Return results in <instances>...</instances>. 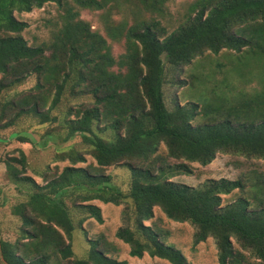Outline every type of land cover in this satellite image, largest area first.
Listing matches in <instances>:
<instances>
[{
    "label": "trees",
    "instance_id": "16d2710c",
    "mask_svg": "<svg viewBox=\"0 0 264 264\" xmlns=\"http://www.w3.org/2000/svg\"><path fill=\"white\" fill-rule=\"evenodd\" d=\"M69 1L80 10L101 12L106 37L82 20ZM69 1L0 0V95L34 74L35 93L14 103L19 108L15 117L41 115V124L49 121V111H40L48 102L46 91L53 92L47 110L59 104L68 83L72 95L92 96L90 106L73 111L74 118L62 124L68 130L64 140L80 134L96 164L75 167L86 161L84 155L61 153L59 160L70 165L51 178L39 176L45 182L39 186L25 175L22 151L5 160L9 179L36 191L12 209L21 219L22 236L14 242L0 240L2 264H127L108 257L100 240L90 241L86 258L70 260L75 226L66 202L85 214L81 226L87 218L102 222L99 207L87 204L94 200L130 201L115 237L128 245L132 258L148 255L189 264L167 243L168 230L145 224L158 207L167 219L194 227L193 246L212 238L218 264H264V182L247 190L241 180H208L197 188L171 181L191 175L192 163L209 165L217 154L264 161V89L225 113L210 105L199 111L196 104L189 109L175 104L169 111L162 92L163 57L179 67L206 52L233 51L242 54L240 68L253 60L263 68L264 79V0H196L172 32L163 24L170 0ZM49 3L64 13L49 44L29 46L21 36L27 24L14 14ZM114 44L122 46V53L114 55ZM4 113L0 111V129L11 123H2ZM200 113L218 115L207 124H193ZM105 130L110 139L98 134ZM161 144L166 157L158 154ZM120 163L130 172L126 194L110 187V176L103 173ZM234 190L242 196L222 206V196Z\"/></svg>",
    "mask_w": 264,
    "mask_h": 264
},
{
    "label": "rangeland",
    "instance_id": "374dc122",
    "mask_svg": "<svg viewBox=\"0 0 264 264\" xmlns=\"http://www.w3.org/2000/svg\"><path fill=\"white\" fill-rule=\"evenodd\" d=\"M69 1V0H67ZM196 0H170L166 6L167 17L163 24L168 32L175 30L185 22L190 5ZM73 11H79V17L89 23L92 29L97 30L105 36L103 30V17L101 12H90L80 10L69 1ZM63 9L54 3L45 4L43 7L33 9L29 13H15V17L27 24L21 33L22 38L29 46L49 44L52 32L59 23ZM113 19L119 20V15ZM114 55L122 53L121 45L114 44ZM241 53L222 50L218 54L206 52L196 57L190 64L172 67L165 58L164 82L162 86L163 100L166 108L171 111L175 104L185 109L191 105H198L202 110L205 105H210L214 111H228L231 107L238 106L243 99L254 96L264 89L262 69L255 61L251 60L248 66L240 68ZM36 76L33 74L27 77L21 84L13 85L0 95V111H5L2 123H11L4 129H0V240L14 242L22 236L21 219L12 213V209L28 200L30 195L36 191L23 182H14L9 179L6 173L5 160L9 157H19L22 151L25 155V175L31 177L39 186L45 182L43 175L48 178L59 173L65 166L70 165L68 160H59L61 153L74 150L84 155L86 161L78 163L75 167L96 166L95 160L90 154L89 145L84 143L81 135H74L69 140L64 138L67 134V127L62 124L65 120L73 119L74 112L80 107L90 106L93 98L90 95H72L69 92L68 83L65 86L59 104L50 110V102L53 92L46 91L48 102L40 111H49V121L41 124L42 116H34L31 113L21 114L15 117L19 108L14 107L21 98L29 93L34 94ZM73 82V80L71 81ZM13 102V105L11 104ZM5 103L11 104V107ZM220 113V112H219ZM225 113V112H224ZM211 116L198 114L193 124H207ZM221 115V114H220ZM220 115L216 117L220 120ZM56 118V122L53 121ZM1 125V122H0ZM49 133V134H48ZM105 139L111 138L109 130L98 133ZM158 154L167 155L166 147L161 144ZM169 163H175L173 159H167ZM57 165V166H56ZM20 168L21 165L14 163ZM193 173L191 175H179L171 179L178 184L200 187L208 180H241L245 189L249 190L256 184L264 182V161L247 159L241 156L217 154L215 159L207 166H200L192 163ZM104 175L110 176L109 186L128 192L130 182L129 170L119 165H114L103 170ZM41 176V177H39ZM84 190H80L81 194ZM246 195V194H245ZM239 196L238 190L231 194L222 196V206L231 203ZM69 213L73 219L75 229L72 233L71 246L73 250L72 260L86 258L90 248V241L100 240V247L107 251V256L117 261H125L127 264H169L165 260L151 258L144 255L142 258L129 256V247L115 237L116 230L123 225L122 212L130 201L126 200L120 205L111 203L104 204L94 200L87 204L99 207L102 222L94 218H87L81 226L79 220L85 217L81 210L66 202ZM146 225L158 227L169 231L167 243L179 250L189 264H218L217 249L212 238L193 246L194 227L188 223H177L166 218L160 208L153 209V218L145 222ZM0 264H2L0 259Z\"/></svg>",
    "mask_w": 264,
    "mask_h": 264
}]
</instances>
